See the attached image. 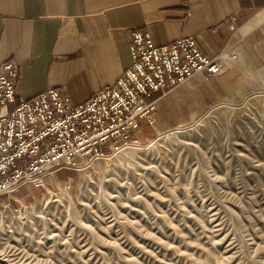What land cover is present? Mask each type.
I'll return each mask as SVG.
<instances>
[{"label":"rangeland","instance_id":"obj_1","mask_svg":"<svg viewBox=\"0 0 264 264\" xmlns=\"http://www.w3.org/2000/svg\"><path fill=\"white\" fill-rule=\"evenodd\" d=\"M191 107L1 195L0 264H264V70Z\"/></svg>","mask_w":264,"mask_h":264},{"label":"crops","instance_id":"obj_2","mask_svg":"<svg viewBox=\"0 0 264 264\" xmlns=\"http://www.w3.org/2000/svg\"><path fill=\"white\" fill-rule=\"evenodd\" d=\"M135 30L155 45L194 37L223 60L215 80L196 74L155 94L159 122L164 108L192 106L195 117L264 70V0H0V60L19 66V99L58 88L80 104L112 87L133 63Z\"/></svg>","mask_w":264,"mask_h":264},{"label":"built area","instance_id":"obj_3","mask_svg":"<svg viewBox=\"0 0 264 264\" xmlns=\"http://www.w3.org/2000/svg\"><path fill=\"white\" fill-rule=\"evenodd\" d=\"M133 63L112 87L84 103H75L58 88L19 99V66L0 60V196L46 175L121 150L131 143L158 92H167L199 73L214 78L223 72L220 57L205 54L194 37L155 45L148 32L132 33Z\"/></svg>","mask_w":264,"mask_h":264}]
</instances>
